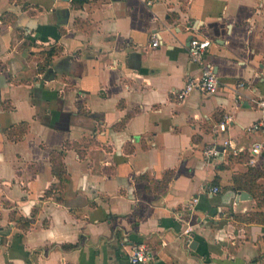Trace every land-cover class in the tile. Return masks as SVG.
Instances as JSON below:
<instances>
[{
	"label": "crops",
	"instance_id": "obj_1",
	"mask_svg": "<svg viewBox=\"0 0 264 264\" xmlns=\"http://www.w3.org/2000/svg\"><path fill=\"white\" fill-rule=\"evenodd\" d=\"M259 99L264 0H0V264H264Z\"/></svg>",
	"mask_w": 264,
	"mask_h": 264
},
{
	"label": "built area",
	"instance_id": "obj_2",
	"mask_svg": "<svg viewBox=\"0 0 264 264\" xmlns=\"http://www.w3.org/2000/svg\"><path fill=\"white\" fill-rule=\"evenodd\" d=\"M152 40L151 45H159V39L156 32L151 34ZM209 39H200L197 37H191L189 40L188 50L191 57L195 60H198L199 53H202L206 47L209 45ZM202 63V71L199 75H189L183 85L175 91L176 98L178 100H183L188 93L193 90H198L205 93H213L220 86V77L213 69V66L209 63ZM238 87L245 86V83L240 81L237 82ZM240 97V95H238ZM257 105L264 108V99H259ZM249 130H264V123L256 121L252 123L249 127ZM223 146L219 145H207L203 148L202 155L205 159H211L218 157L220 154L225 152L224 147H228L234 154H239L242 151V147H237V145L230 139L223 141ZM261 148V143H254L250 149V153L255 155L259 152ZM251 164H255V157L252 155L248 160ZM211 194H216L220 191V188L217 186H210L208 188ZM151 257V250L145 242H138L131 247V251L128 254L127 260L124 264H148Z\"/></svg>",
	"mask_w": 264,
	"mask_h": 264
},
{
	"label": "trees",
	"instance_id": "obj_3",
	"mask_svg": "<svg viewBox=\"0 0 264 264\" xmlns=\"http://www.w3.org/2000/svg\"><path fill=\"white\" fill-rule=\"evenodd\" d=\"M49 54H51V50L49 52ZM24 125V124H23ZM25 126V125H24ZM51 161L53 163V167H52V172L53 174L58 178L61 179L62 178V174L64 173V167H63V163L61 161V159L59 158V154L58 152H51ZM261 172H255V176L260 175ZM264 174V172H263Z\"/></svg>",
	"mask_w": 264,
	"mask_h": 264
},
{
	"label": "rangeland",
	"instance_id": "obj_4",
	"mask_svg": "<svg viewBox=\"0 0 264 264\" xmlns=\"http://www.w3.org/2000/svg\"><path fill=\"white\" fill-rule=\"evenodd\" d=\"M48 50V49H47ZM41 52H44V51H41Z\"/></svg>",
	"mask_w": 264,
	"mask_h": 264
}]
</instances>
